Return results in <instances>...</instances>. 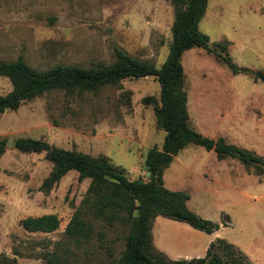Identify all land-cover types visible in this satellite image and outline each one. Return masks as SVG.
<instances>
[{
    "label": "rangeland",
    "instance_id": "obj_1",
    "mask_svg": "<svg viewBox=\"0 0 264 264\" xmlns=\"http://www.w3.org/2000/svg\"><path fill=\"white\" fill-rule=\"evenodd\" d=\"M173 0H0V61L20 57L37 70L56 65H111L122 49L160 67L173 41ZM200 29L211 45H228L232 61L247 72L234 74L214 54L184 53L192 128L204 136L264 158V0H209ZM13 89L0 76V95ZM161 85L154 77L125 79L97 92L55 90L0 114V257L45 264L54 254L67 264H117L128 231L96 221L94 237L77 244L65 230L87 193L90 179L69 172L50 191L41 189L53 169L45 153H23L18 138L93 157L104 155L131 180L148 179L146 156L162 148L166 133L155 109ZM165 185L190 195L188 207L220 225L212 234L158 216L155 247L170 259L203 258L218 238L234 244L250 264H264V174L238 159L219 160L214 151L188 145L164 171ZM56 214L60 228L31 233L21 221ZM226 224V226H225Z\"/></svg>",
    "mask_w": 264,
    "mask_h": 264
},
{
    "label": "trees",
    "instance_id": "obj_2",
    "mask_svg": "<svg viewBox=\"0 0 264 264\" xmlns=\"http://www.w3.org/2000/svg\"><path fill=\"white\" fill-rule=\"evenodd\" d=\"M173 2L177 7L172 27L173 41L167 59L160 67L118 48L113 64H95L89 68L56 65L49 70H37L23 57L15 62L0 61V76L9 78L13 86L11 92L0 95V114L17 110L24 103L55 90L97 92L106 86H117L125 79L156 78L161 91L155 115L158 128L164 130L166 136L162 148L153 147L147 153V180L129 179L124 169L115 166L104 155L93 157L77 150L58 148L44 139L18 138L15 148L23 153H45V158L53 164L41 187L45 192L71 171L79 173L80 181L90 179L87 193L67 225L65 234L69 240L82 244L93 239L96 221L104 222L107 227L122 225L128 234L117 264H250L239 248L223 238L210 244L205 257L178 261L158 250L153 242V223L158 216L187 223L208 234L220 229V225L188 207V193L171 190L165 185V169L188 145L214 151L219 160L230 157L246 166L255 165L264 174L263 157L228 144L223 138L215 140L206 137L192 128L182 63L184 53L194 48L204 49L230 67L234 74L247 72L248 69L240 68L232 61L226 43L218 44L226 55L217 52L211 45L210 36L200 29L209 0ZM5 146L4 140L0 143V154ZM21 225L31 233H52L60 228L61 220L56 214H47L28 217L21 221ZM0 264L21 263L0 257ZM45 264L67 263L52 254Z\"/></svg>",
    "mask_w": 264,
    "mask_h": 264
},
{
    "label": "water",
    "instance_id": "obj_3",
    "mask_svg": "<svg viewBox=\"0 0 264 264\" xmlns=\"http://www.w3.org/2000/svg\"><path fill=\"white\" fill-rule=\"evenodd\" d=\"M255 75L260 78L262 81H264V73H262L261 71H257L255 73Z\"/></svg>",
    "mask_w": 264,
    "mask_h": 264
}]
</instances>
